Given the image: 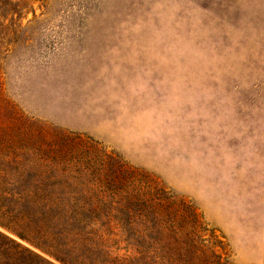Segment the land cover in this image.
<instances>
[{
	"label": "rangeland",
	"instance_id": "374dc122",
	"mask_svg": "<svg viewBox=\"0 0 264 264\" xmlns=\"http://www.w3.org/2000/svg\"><path fill=\"white\" fill-rule=\"evenodd\" d=\"M0 264H264V0H0Z\"/></svg>",
	"mask_w": 264,
	"mask_h": 264
}]
</instances>
